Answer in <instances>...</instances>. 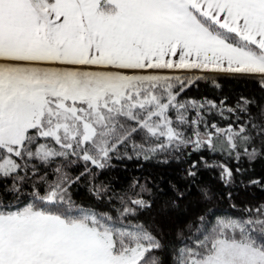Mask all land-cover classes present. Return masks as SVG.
<instances>
[{"label":"snow or ice","instance_id":"1","mask_svg":"<svg viewBox=\"0 0 264 264\" xmlns=\"http://www.w3.org/2000/svg\"><path fill=\"white\" fill-rule=\"evenodd\" d=\"M166 70L264 79V0H0V196L17 202L0 200V264H162L160 240L129 219L151 207L147 187L134 182L139 192L121 196L113 216L72 199L80 176L132 159L129 148L145 160L188 147L237 160L264 155V109L237 127L209 124L202 110L214 102L179 99L200 77ZM251 104L242 97L237 108L248 113ZM78 161L85 170L73 178L65 168ZM205 166L232 183L231 169ZM29 180L31 202L19 206ZM254 211L199 217L176 264H264V206Z\"/></svg>","mask_w":264,"mask_h":264},{"label":"trees","instance_id":"2","mask_svg":"<svg viewBox=\"0 0 264 264\" xmlns=\"http://www.w3.org/2000/svg\"><path fill=\"white\" fill-rule=\"evenodd\" d=\"M199 77L185 89L179 99L196 100L205 104L207 101L214 102L217 108L206 105L202 110V115L209 124H216L221 128H227L229 124L237 127L248 120L249 114L256 117L264 109V79L261 77L242 74H209L207 77ZM242 97L252 102L248 113L237 108ZM221 108L236 111H224L221 115ZM195 114V110H191L189 118H194ZM200 130L204 131L202 126ZM185 131L186 134H191V129L186 128ZM139 142L137 137V143ZM128 155L132 159H113L112 167L102 172L92 168L93 173L97 174L90 176L85 173L80 176L69 191L77 204L115 216V210L121 207L119 198L124 196L127 199L139 192V187H132L134 182L138 181L140 185L146 186L149 191L143 196L151 202V207L139 211L137 216L129 219L132 223L143 224L160 240L163 248L156 255L160 257L162 264H176V250L185 243H192L199 217L203 216L212 223L217 218L246 219L255 215L256 208L264 206V155L254 160L241 155L237 160L234 154L229 155L226 151L212 152L204 148L195 152L191 147L181 152L159 153L148 160L137 158L130 148ZM193 161L197 162V168L194 169L196 175L190 177L187 171ZM205 162L231 169L232 183H224L220 167H206ZM237 168L241 171L237 172ZM84 170L83 162L79 161L65 168L73 178ZM45 173L48 180L55 179L52 167H41L39 174ZM36 182L39 186V182ZM32 183L29 180L23 185L25 195L21 196L19 206L31 202L28 193L32 191ZM93 185H104L108 191L98 198L92 190ZM8 187L11 185L8 184ZM45 188L46 185L40 186L42 194ZM205 191L206 197L202 195ZM179 193H184L182 198ZM0 200L11 201L13 207L17 205L11 195L0 196Z\"/></svg>","mask_w":264,"mask_h":264},{"label":"rangeland","instance_id":"3","mask_svg":"<svg viewBox=\"0 0 264 264\" xmlns=\"http://www.w3.org/2000/svg\"><path fill=\"white\" fill-rule=\"evenodd\" d=\"M164 74H170V75H181L187 78H194L199 76H205L207 77L209 74H231L232 73H219V72H212V71H204V70H166ZM235 75V74H233ZM242 75H255L260 77L258 74H242ZM189 246H192V243H188Z\"/></svg>","mask_w":264,"mask_h":264}]
</instances>
